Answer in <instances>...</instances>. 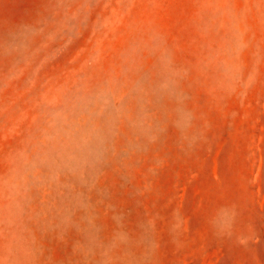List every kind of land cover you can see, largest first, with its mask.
<instances>
[{"label": "rangeland", "instance_id": "1", "mask_svg": "<svg viewBox=\"0 0 264 264\" xmlns=\"http://www.w3.org/2000/svg\"><path fill=\"white\" fill-rule=\"evenodd\" d=\"M0 264H264V0H0Z\"/></svg>", "mask_w": 264, "mask_h": 264}]
</instances>
